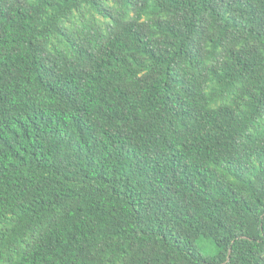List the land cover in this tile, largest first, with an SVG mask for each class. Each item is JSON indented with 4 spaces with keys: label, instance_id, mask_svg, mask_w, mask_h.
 Wrapping results in <instances>:
<instances>
[{
    "label": "trees",
    "instance_id": "trees-1",
    "mask_svg": "<svg viewBox=\"0 0 264 264\" xmlns=\"http://www.w3.org/2000/svg\"><path fill=\"white\" fill-rule=\"evenodd\" d=\"M0 264H264V0H0Z\"/></svg>",
    "mask_w": 264,
    "mask_h": 264
},
{
    "label": "rangeland",
    "instance_id": "rangeland-1",
    "mask_svg": "<svg viewBox=\"0 0 264 264\" xmlns=\"http://www.w3.org/2000/svg\"><path fill=\"white\" fill-rule=\"evenodd\" d=\"M197 244L199 245L201 251L204 254H213L217 251L214 243L210 242L204 237L199 238V240L197 241Z\"/></svg>",
    "mask_w": 264,
    "mask_h": 264
}]
</instances>
